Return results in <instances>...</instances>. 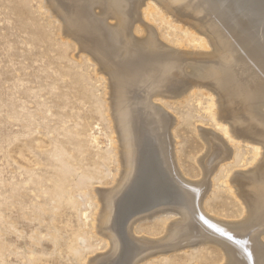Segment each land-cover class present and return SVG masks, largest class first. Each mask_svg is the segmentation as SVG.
<instances>
[{
	"label": "rangeland",
	"instance_id": "obj_1",
	"mask_svg": "<svg viewBox=\"0 0 264 264\" xmlns=\"http://www.w3.org/2000/svg\"><path fill=\"white\" fill-rule=\"evenodd\" d=\"M149 1L136 0L141 21V10ZM201 1L216 17L260 39L264 46V0ZM92 2L94 15L108 6V0ZM169 16L176 18L174 13ZM143 22L154 28L159 43L193 50L185 31L174 24L159 16ZM137 24L132 23L131 32L142 37L145 29ZM64 25L49 0H0V264H89L92 260L116 264L126 247L121 243L118 253L98 229L103 189H114L116 197L108 231L122 240L127 232L132 238L147 239L145 250L135 249L131 242L130 262L140 258L138 264H223L224 253L216 245H187V249L179 245L180 249L172 250L176 246L167 238V227L185 217L177 218L165 209L187 207L191 196L183 183L204 180L198 163L207 151L201 129H217L210 101L192 92L163 100L164 111L173 119L172 157L161 150L164 140L170 142L167 130L154 113L148 115L146 145L133 156L131 178L126 176L118 185L122 165L109 77ZM187 27L202 35L194 24ZM149 105L154 107L152 101ZM136 141L137 146L140 138ZM151 146L155 149L150 154ZM232 149V159L210 173L203 205L206 215L225 221L245 216L228 181L235 172L250 169L255 160L253 149L245 144L233 142ZM143 173L150 178L141 179ZM144 182L148 185L139 191ZM144 193L146 198L141 199ZM141 203L151 208L162 203L161 217L147 219V212L130 217L132 208ZM128 223L134 225V233L127 231Z\"/></svg>",
	"mask_w": 264,
	"mask_h": 264
},
{
	"label": "bare ground",
	"instance_id": "obj_2",
	"mask_svg": "<svg viewBox=\"0 0 264 264\" xmlns=\"http://www.w3.org/2000/svg\"><path fill=\"white\" fill-rule=\"evenodd\" d=\"M49 1L64 22L66 33L99 62L102 71L109 77L110 107L120 143L122 165L118 185L134 168L133 156H136L142 144L146 145L144 135L149 136L151 125L148 115L155 114L160 127L167 130L170 142L164 140L161 150L172 157L173 145L169 130L173 119L164 111L162 102L184 97L191 92L199 93L210 101L209 110L216 123L215 130L219 132L201 129V139L207 151L199 158L198 163L204 173V180L197 183L182 182L191 196L187 207H181L178 203L180 208L169 206L165 209L166 213H176L177 218L185 217V220L167 227V238L176 246L170 248L178 250L179 245H184L181 248L187 249V245L197 247L213 244L223 251V264H264V244L261 240L264 238V46L260 39L240 31L236 26L226 24L201 0H150L144 3L141 10L143 21L159 16L162 21L185 31L189 44H193V50L182 47L173 49L159 43L154 28L137 16L136 0H108V6L95 15L92 0ZM170 13L175 14L174 20L170 19ZM137 21L145 29L142 37H135L131 32L132 23L137 24ZM190 24H194L202 35L187 27ZM209 48L212 49L211 52ZM155 99L158 102H154ZM150 101L154 107L149 105ZM159 124L156 122V125ZM135 130L140 138L138 148ZM233 142L251 147L255 160L250 169L235 172L228 181L234 195L245 208V216L238 221H225L206 215L203 205L208 195L210 173L221 162L232 159ZM148 144L150 145L149 141ZM151 149L150 154L155 147L151 146ZM152 155L154 157L153 153ZM145 178H150L147 173L142 174L141 179ZM128 182L131 183L130 180ZM146 185L148 182L140 184L138 190H143ZM113 191L114 189H103L100 192L103 207L98 229L112 242L111 245L118 253L121 243L128 240V246L124 243L122 245L126 247L123 250L125 255L116 264H138L140 258L132 263L128 257L131 242L135 249L141 247L145 250L147 239L144 238L146 240L143 241L132 238L127 232L128 236L122 240L108 231L107 221L112 222L116 205ZM146 194H142L140 198H146ZM161 205L162 203L152 208L144 203L132 206L134 211L129 216L147 212V219L159 218V210L163 208ZM128 225L131 227L127 231L134 233V225ZM178 241L181 243L178 244ZM94 261L89 264L95 263Z\"/></svg>",
	"mask_w": 264,
	"mask_h": 264
}]
</instances>
